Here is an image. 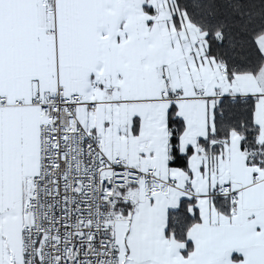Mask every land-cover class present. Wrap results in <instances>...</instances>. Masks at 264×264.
<instances>
[{"label": "snow or ice", "instance_id": "obj_1", "mask_svg": "<svg viewBox=\"0 0 264 264\" xmlns=\"http://www.w3.org/2000/svg\"><path fill=\"white\" fill-rule=\"evenodd\" d=\"M0 264H264V0H0Z\"/></svg>", "mask_w": 264, "mask_h": 264}]
</instances>
